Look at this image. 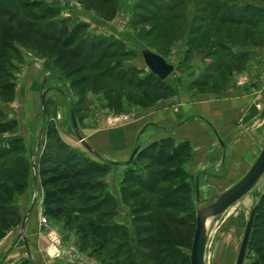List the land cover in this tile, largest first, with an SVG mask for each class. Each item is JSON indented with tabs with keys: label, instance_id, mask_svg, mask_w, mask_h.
Masks as SVG:
<instances>
[{
	"label": "rangeland",
	"instance_id": "obj_1",
	"mask_svg": "<svg viewBox=\"0 0 264 264\" xmlns=\"http://www.w3.org/2000/svg\"><path fill=\"white\" fill-rule=\"evenodd\" d=\"M1 1L3 6L8 8L7 12L15 16L14 22L10 24L5 23L7 17L0 16V113L5 115V121L13 120L12 116L15 112L14 104L10 105V103L13 102L16 72L15 68L9 69L8 65L10 62H20L19 50L22 48L42 60L54 58L57 62V76L60 78V83L51 79V83L49 81L45 88L55 87L60 92L63 89L67 95L66 97L54 93L56 96L48 103L47 108L45 107L43 115L36 101L29 114L22 112L20 126L27 127L29 137L27 141L22 140L24 154L15 152L9 157L24 155L25 158L19 162L26 159L30 165L31 163L35 165V160L44 147V133L41 130L38 137L37 131L40 126H43L44 130L48 120H51L55 128V122L62 117L61 121L68 134L70 113L77 127L89 126V117L93 115L98 121L101 118L110 117V123H114L113 118L117 116L118 120H125V115L130 113L129 111L147 107L151 105L150 99L160 97L159 93H162L160 89L162 90L164 85L169 87L164 80L171 74L175 76L173 80L180 87L191 80L194 81L189 85L190 92L206 95L214 93V90L219 92L223 88L225 78H229L231 72L240 74V70L245 67L244 63H233L226 60L225 56L237 55L235 48L258 47L259 50H264V0H259L262 3L259 6L257 20L254 14L242 15V11L252 12V4L248 7L249 11L245 9L242 1L246 0ZM23 1L28 6L22 8ZM3 6L0 4V9ZM48 8L51 10L57 8L61 18L38 20L43 10ZM26 14L35 16L26 20L24 19ZM74 14L77 17L81 14L83 20L73 22ZM98 17L107 21V25L113 26L114 23V29L118 35L106 38L107 35L94 36L92 31L89 35L80 31L88 24L97 32H106L101 28V25L105 26L106 23ZM212 17L221 23L209 21ZM61 19H64L65 23L59 21ZM227 20L234 23L241 22L242 25H231L226 23ZM24 22H29L30 25L33 23V26L41 31L60 32V29H66L67 35L72 32V25H76L78 33L80 32L79 38L87 35L88 39L94 43L101 39L106 56L100 59L98 55L102 52H97L96 60L91 62L71 59L68 57V50L40 42L29 30L16 27L17 23L23 25ZM96 27H98L97 30ZM5 34L6 36L10 34L14 42L9 44ZM76 43H78V34ZM3 45L10 46V51L3 48ZM143 50L160 54L173 67L172 72L161 80L162 87L158 88V91L151 90L149 87L159 83L143 64L141 58ZM109 54L113 57L108 58ZM56 58L60 60L57 61ZM114 62L118 63L112 72L115 77L120 80H131L135 77V81H141L145 85L130 88L124 86L126 83L120 85L106 80L99 83L94 75L103 72L107 74ZM239 77L240 75L237 79ZM10 85L12 86L8 88ZM60 86L62 89L59 88ZM165 92L162 95L169 97V94ZM103 101L105 104L102 105ZM61 102L62 105H60ZM109 102L112 105H108ZM116 107L118 111H115ZM103 114L106 115L103 116ZM31 116L34 122H26ZM14 132L15 130L12 133L0 135V137L2 135L8 137V140L2 137L4 142L0 141V150L5 145L9 146L8 143L13 138L10 136H14ZM56 135L58 136L57 131H55ZM53 137L54 135L50 137L51 141ZM39 138V147L34 157ZM263 144H259V150L252 154L248 163L237 162L233 164L234 169L230 165L227 169L211 170L207 173L206 171L198 172L197 181L196 178L192 179L187 174L181 180L176 176L169 178L167 175V169L181 162H184L183 166L187 165L189 157L180 162L170 163L166 168L149 166L145 161H141L139 166L145 169L136 170L140 178L143 181H148L149 177L152 180L156 179L152 192H143L140 188L127 184L120 185L125 169L110 179L105 180V176L101 177L105 183V190L101 192L100 197L110 200L111 206H107L105 210L96 214L79 215L70 225H67L64 219L55 221L42 216V190L39 187L37 172L35 169L33 174L32 171H28L23 180L22 191L12 193V201L7 205L15 209L13 216H18V221L12 224L0 238V249L9 243L10 238H15L17 242L22 238V234L37 233L45 244L41 253L51 259L50 264H174L175 259L178 261L175 264H189L197 211L210 206L219 195L235 185L247 173ZM6 160L7 158L0 159V169L10 165L9 160ZM182 183L187 185L185 190L175 196L172 194L170 199L174 201L173 205L166 210H161L157 205H160L161 200L174 187ZM9 187L11 191L12 187ZM195 188L197 197H195ZM35 190L38 194L37 202L26 217V211ZM131 192L137 194L130 196ZM262 197H264V174L244 196L230 205L222 214L206 219L202 264H234L249 212ZM21 201H24L23 207L20 206ZM261 203L255 213L243 264H264V207ZM4 211L7 212L9 209ZM32 215H35L34 223L31 219ZM165 218L170 221L179 219L180 223L173 224ZM109 232L113 238L108 236V244L101 248L99 239L101 233L109 235ZM90 233L96 234L97 237L93 238L94 236ZM16 242L11 247L13 251L11 255L16 260L15 264H20L22 261L28 262L26 253L23 256L18 255L19 249L14 251ZM52 244L57 245V256H53Z\"/></svg>",
	"mask_w": 264,
	"mask_h": 264
},
{
	"label": "crops",
	"instance_id": "obj_2",
	"mask_svg": "<svg viewBox=\"0 0 264 264\" xmlns=\"http://www.w3.org/2000/svg\"><path fill=\"white\" fill-rule=\"evenodd\" d=\"M242 2L250 6L252 4L256 9H259L262 3L259 0ZM60 18L61 14L58 15V19ZM73 18L75 23L83 20L81 14L78 17L74 14ZM98 19L106 23L105 26L101 25L102 30L106 32H97L94 27L87 24L82 28L85 34L89 35L92 31L94 36L107 35L106 38L118 35L113 22V26H110L102 18L98 17ZM239 50L235 48L236 54L244 53L246 56L242 61L245 67L240 70V74L231 72V76L225 78L223 88L219 92L214 90L215 92L209 95L190 92L189 85L194 81L191 80L180 87L173 80L175 76L171 74L164 80L171 89L169 97L159 98L147 107L129 111L130 113L125 115V120H118L117 116L113 118L114 123L109 122L110 117L98 121L94 115L89 117V126H76L78 130L74 131L70 123L69 134L61 121L62 117H59V121L55 122L58 137L62 143L90 161L108 164L107 174L111 173L105 176V180L123 172L134 149H137L136 153H138L148 145L164 139H171L175 144L187 145L189 161L183 166V170L192 179L198 176V172L227 169L230 165L234 169L233 164L237 162L248 163L252 154L259 150V144L264 143V50L261 51L258 47ZM149 52L162 58L158 53ZM19 56L20 62H13L16 86L12 94L13 102L10 103V105L14 104L15 112L12 117L17 123V128L13 133L14 136L10 137L27 141L29 137L27 127L20 126L22 112L29 114L34 102L40 103L42 92H45L46 108L48 103L54 100L56 96L54 93L66 97L67 95L61 86L59 88L62 92L55 87L45 88L51 79L60 83V78L57 76V62L54 58L42 60L23 48L19 50ZM238 75H240L239 79H237ZM62 104L61 102L60 105ZM30 121L34 122L32 116L26 122ZM41 128L43 127L40 126L37 131L38 137ZM2 137L8 140L7 135H2L0 137L2 143L4 142ZM37 195L35 190L26 217L35 206ZM21 204L20 206L23 207L24 201H21ZM31 217L34 223L35 215ZM20 232L22 234L23 230ZM21 239L16 242L15 238H10L9 243L0 249V264H15L16 260L11 255L13 253L11 247L15 242L17 246L14 251L19 249L18 255L23 256L26 253L28 262L51 263V259L41 253L45 244L37 233L22 234Z\"/></svg>",
	"mask_w": 264,
	"mask_h": 264
},
{
	"label": "trees",
	"instance_id": "obj_3",
	"mask_svg": "<svg viewBox=\"0 0 264 264\" xmlns=\"http://www.w3.org/2000/svg\"><path fill=\"white\" fill-rule=\"evenodd\" d=\"M1 2L2 1L0 0V4L3 6ZM31 4L35 6V4ZM25 6H28L27 3H22V8H24ZM244 7L246 10H248V7L251 6L245 3ZM251 8V13L242 11V15L247 16V14H254L257 20L259 18V9H256L253 6ZM56 9H44L43 14L37 19L42 21L46 20V18L51 17H53V19H58L59 12L58 9ZM7 10L8 8L6 6H3L2 9H0V16L7 17L5 23L10 24L14 22L15 16L12 13L7 12ZM31 16L33 17L35 15L26 14L24 19L27 20ZM212 20L216 23H221V21H218L213 17L209 21ZM59 21L65 23L64 19H61ZM226 23L235 26L242 25L241 22L234 23L231 20H227ZM16 27L29 30L32 35L36 37L40 42L52 44L53 47L59 46L62 50H68V57L71 59H76L81 62H91L93 60H96L97 52H102L98 55V58L100 59H104L106 56V53L103 49L104 43L101 41V39H98L97 42L94 43L93 41L88 39L87 35L79 38L80 32L78 33V27L75 26L72 28V32H70L68 35V31L66 29H60V32L41 31L36 29L33 26V23L30 25L29 22H24L23 25L17 23ZM2 29H4V25H2ZM80 31H83V29ZM77 34L78 43H76ZM6 39L9 44L14 42L13 40H11L10 34L6 36ZM2 47L7 48L8 51H10L11 49V47H7V45H3ZM111 57H113V55L109 54L108 58ZM245 57L246 56L244 53H237V55L233 54L229 57L225 56L226 60L233 63L242 62ZM56 60L59 61L60 59L56 58ZM8 66L9 69H14L12 62H10ZM116 66H118V63L114 62L112 64V67H110V71H107V74L103 72L102 74L94 75V78H97L99 80V83H102L104 80H106L107 82L118 83L120 85L126 83L124 86L130 88H137L141 87L140 85H145L141 81H135V77H132L131 80H120L119 78L115 77L112 72H114L113 70ZM151 75L155 77L153 74ZM157 83L159 84L149 86L150 89L158 91V88L162 87V82L158 80ZM11 86L12 85H10L8 88H10ZM164 91H166L165 93H168L170 96L171 89L169 87H166L164 85V88H162V90L160 89V92L164 93ZM162 93H159L160 97L150 99L149 104H152L159 98L166 97L162 95ZM108 105H112V103L109 102ZM44 107H46L45 100ZM115 111H118V107L115 108ZM16 125L17 124L15 120L5 121V115L0 113V135L12 133L15 130ZM55 131L56 130L54 128V125L51 123V120H48L45 124L44 130L42 128V133H44V136L42 134L44 147L35 160L34 169L37 172L39 187L42 190V216L55 221L64 219V222L67 225H70L75 219H77L79 215L94 213L96 214L102 210H105L107 206H111L110 200L104 197H100L101 192L105 190V183L101 180V177L107 175L109 171V165L92 162L86 157L80 155L75 150L62 143L59 137L57 135L55 136ZM52 135H54V137L51 141L50 137ZM8 145L9 146L5 145L3 149L0 150V159L7 158L10 164L9 166H4L3 169H0V238H2L6 230L12 224L18 221V216H13V213H15V209L10 208V206L7 205L12 201V193H18L22 191L25 175L28 171H31V165L26 161V159L25 161L19 162V160L25 158L24 155L23 157H9L15 152H24V145L22 144V140L12 138ZM188 157V148L185 143L175 144L171 139H164L159 141L158 143L150 144L134 155L133 159L129 162V164L125 168V171L122 173V181L120 182V185L127 184L131 187L140 188L143 192H152L154 190V183L156 179L152 180L149 177L148 181H143L140 178L136 170L144 168L139 166L141 161H145L149 166L166 168L170 163L180 162V160H186ZM183 164L184 162H181L178 164L179 166L176 165L173 168L167 169V175L169 176V178L171 176H176V178H179V180L183 179L186 175L182 167ZM184 184L185 183H182V185L174 187L173 190H171L165 196V198L161 200L160 205L157 206L161 208V210L170 208V206H172L174 203V201H171L170 199L172 194H174L175 196L179 194L180 191H184L187 187V185L185 186ZM9 186L12 187L11 191ZM136 194L137 193L131 192L130 196ZM261 202H263V204ZM260 203L262 204V207H264V197H262ZM8 209L9 211H4ZM255 213L252 225L254 223ZM165 220L173 224L180 223L179 219L170 221L169 219L165 218ZM90 235H93V238L97 237L96 234L90 233ZM108 236H111V238H113L111 232H109V235L101 233V237L99 238L101 248L108 244ZM113 256L115 257V255ZM177 262V259H175L174 264ZM20 264H28V262L22 261Z\"/></svg>",
	"mask_w": 264,
	"mask_h": 264
},
{
	"label": "water",
	"instance_id": "obj_4",
	"mask_svg": "<svg viewBox=\"0 0 264 264\" xmlns=\"http://www.w3.org/2000/svg\"><path fill=\"white\" fill-rule=\"evenodd\" d=\"M141 58L146 69L153 74L158 80H164L171 72L172 65L168 64L161 57L150 53L149 51L143 50L141 52ZM44 97L45 92H42L40 95V108L42 115L44 114ZM70 123L73 130H76L75 120L73 118L72 113H70ZM40 138L37 141L36 149L34 153V157L37 153L39 147ZM90 151L89 148H86ZM137 149H134L130 155V160L135 155ZM31 171L34 172V165L31 163ZM264 174V144L260 149L257 157L251 164L247 173L231 188L226 190L224 193L219 195L215 201L208 207L202 208L196 213V222L195 228L193 232L190 253H189V264H202V254H203V246H204V222L209 217H214L219 214H222L230 205L238 201L242 196H244L261 178ZM195 197H197V189L195 188ZM261 201L257 205H255L252 210L249 212L247 221L244 226V230L242 233V237L239 243V247L237 250V255L235 258L234 264H243L249 236L250 230L252 226V221L254 218V213Z\"/></svg>",
	"mask_w": 264,
	"mask_h": 264
},
{
	"label": "built area",
	"instance_id": "obj_5",
	"mask_svg": "<svg viewBox=\"0 0 264 264\" xmlns=\"http://www.w3.org/2000/svg\"><path fill=\"white\" fill-rule=\"evenodd\" d=\"M52 242V241H51ZM53 243V242H52ZM52 251H53V256H57L58 255V251H57V245L56 244H52Z\"/></svg>",
	"mask_w": 264,
	"mask_h": 264
},
{
	"label": "bare ground",
	"instance_id": "obj_6",
	"mask_svg": "<svg viewBox=\"0 0 264 264\" xmlns=\"http://www.w3.org/2000/svg\"><path fill=\"white\" fill-rule=\"evenodd\" d=\"M203 225H204V227L207 225V222H206V220H205V222H204V224H203Z\"/></svg>",
	"mask_w": 264,
	"mask_h": 264
}]
</instances>
